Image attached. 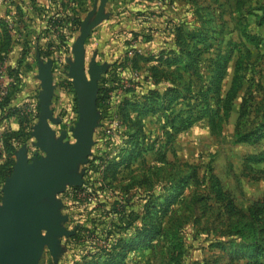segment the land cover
Listing matches in <instances>:
<instances>
[{
    "label": "rangeland",
    "instance_id": "rangeland-1",
    "mask_svg": "<svg viewBox=\"0 0 264 264\" xmlns=\"http://www.w3.org/2000/svg\"><path fill=\"white\" fill-rule=\"evenodd\" d=\"M165 1L166 5L171 4ZM237 1L241 5L240 12ZM202 5L207 8L182 10V24L175 26H181L183 37L195 33L202 43L194 49L195 40L181 47L173 39L166 48L176 57L193 53L198 63L197 72L181 70L179 67L184 62L160 66L163 82L157 90L159 95L166 89L177 93L158 99L150 108L146 101V108L129 109L124 117L119 116L121 127L112 136L104 134L107 124L104 121L102 129L93 135L92 173H86L87 163L80 165L78 172H83V184L65 186L64 191L55 195L60 215L65 218L62 227L72 235L86 228L89 232L81 234L86 238L94 233L95 226L101 233L97 238L103 240L105 249H109L112 242H105V236L114 234L110 233L114 229H109L114 222L111 207L124 204L135 211L137 219L130 230L116 233L118 238L131 244L125 259L118 264H252L254 260L247 256L256 242L264 256L263 217L258 215L253 219L250 215L255 204L264 208V162L248 160L264 154V139L248 143L235 138L237 131L245 135L264 126V26H257L253 16L247 14L264 5V0H204ZM245 33L256 37L258 44L249 43L244 38ZM168 35L174 33L168 32ZM164 38L159 34L157 43L161 44ZM158 47L156 44L154 55L161 50ZM181 48L183 51L179 53ZM232 49V61L226 69L219 96L199 94L198 90L210 79V61L218 52ZM237 50L243 56L249 53L242 62L243 88L224 105ZM171 54L168 57H172ZM153 65L156 64H139V76L150 71ZM27 81L21 101L24 106L33 108L37 97L33 95L31 81ZM122 95L111 99L117 112L125 99ZM71 99L75 101L74 95ZM201 106L213 111V126L207 118L186 126L189 118H198ZM181 121H186L184 128L176 131ZM129 137L139 140L137 146L125 144ZM20 141L25 142V138ZM2 147L0 142L1 152ZM13 156L7 158L3 152L0 166L13 160ZM211 173L218 179L224 197L232 200L240 214L228 216L222 203L215 200L208 180ZM2 185L0 177V205ZM72 188L81 189L73 193ZM126 199L128 203L124 202ZM148 230L154 234L151 240L146 238ZM70 237L60 239L61 250L56 260L45 249L39 264L103 263L101 254L94 257L98 249L88 239L72 241Z\"/></svg>",
    "mask_w": 264,
    "mask_h": 264
},
{
    "label": "crops",
    "instance_id": "crops-1",
    "mask_svg": "<svg viewBox=\"0 0 264 264\" xmlns=\"http://www.w3.org/2000/svg\"><path fill=\"white\" fill-rule=\"evenodd\" d=\"M169 1L170 5H166L165 0L106 1L105 18L91 31L84 44L86 69L91 62H95L98 67H105V71L100 73L98 87L103 78H106L108 70L117 67L121 74H128L131 69L139 71L138 67L133 68L130 62L135 55L140 57L154 55L156 44L160 49L169 47L174 35L169 36L168 32L173 33L174 27L182 24V12L187 8L195 10L200 7L207 8L206 5H202L204 0ZM99 4V0H0V37L3 30H6L10 36L9 49L5 54H0V142L6 133L19 130L18 116L24 115L26 117L24 131H29L30 134L16 151L25 146L28 159L38 154L42 155L34 146L35 141L31 136L32 128L38 121V95L41 91V81L38 78L40 67L50 65L51 68L53 95L50 110L53 119L58 123H49V127L55 133V137L63 134V141L72 143L67 140L66 131L67 119L74 120L77 114L76 102L74 101V104L71 99L74 95L75 100L72 80L68 76L69 62L73 58L72 46L79 36L76 33L80 31L82 23L93 19ZM54 18L57 21L61 20L60 27L50 23V20ZM75 20L79 22L76 23ZM58 32H61L64 37L65 41L62 44H60ZM159 34L165 36L161 44L157 43ZM135 36L137 40L131 41ZM167 36L169 37L166 38ZM141 63L142 61L138 59L137 65ZM58 66L70 80L71 90L56 84L55 76ZM147 75L148 71L143 75L140 74L136 93L144 94L150 88L159 90L160 83L152 85L149 80L145 81ZM27 80L31 81L33 95L37 97L33 108L24 106L21 101L26 91ZM108 81L104 86L112 89L108 93L107 100L111 107L115 103L111 99L117 94L121 96L123 91H117V84ZM15 111H18V115L7 116L9 112ZM103 123L99 114L98 127L94 130V136L102 129ZM93 144H95L94 138ZM13 161L15 162V155Z\"/></svg>",
    "mask_w": 264,
    "mask_h": 264
},
{
    "label": "water",
    "instance_id": "water-1",
    "mask_svg": "<svg viewBox=\"0 0 264 264\" xmlns=\"http://www.w3.org/2000/svg\"><path fill=\"white\" fill-rule=\"evenodd\" d=\"M106 1L99 0L95 16L82 23L72 46L68 76L72 80L77 111L72 129L73 143L64 142L63 134L55 137L49 127V123H58L50 110L51 68L50 65L39 68V113L31 136L42 155L28 159L25 146L14 154L11 174L1 189L0 264H39L44 249L56 260L61 250L60 239L73 234L61 225L65 218L60 215L55 195L64 191L65 186L83 184V172L79 173L78 167L87 163L94 130L98 127L97 83L105 67L91 62L86 69L84 44L91 31L105 18Z\"/></svg>",
    "mask_w": 264,
    "mask_h": 264
},
{
    "label": "trees",
    "instance_id": "trees-1",
    "mask_svg": "<svg viewBox=\"0 0 264 264\" xmlns=\"http://www.w3.org/2000/svg\"><path fill=\"white\" fill-rule=\"evenodd\" d=\"M237 10L240 12L241 11V5L240 2L237 1ZM247 14L250 16H253L255 23L257 26H264V5H260L257 8H255L252 11H247ZM61 21V20H59ZM57 21L56 18L51 19L50 23L53 24V26L60 27V22ZM76 23H78V20H75ZM244 30V29H243ZM182 29L181 26L179 27H174L173 33H174V40L175 44L181 47L190 45L189 41H194L195 43L192 45L194 49H196L197 45L202 43L201 39H196L197 34H193L190 37H183L182 34ZM58 38L60 40V44L63 43L64 37L61 34V32H58ZM137 36L133 37L131 41L137 40ZM244 38L249 42L255 44V46L258 44L256 40H258L256 37H251V35L244 34ZM144 40V37H143ZM259 41V40H258ZM9 44H10V36L6 30H3L1 37H0V54H5L7 50L9 49ZM183 51V48L179 50V53ZM233 49L231 51H226V52H218L217 55L215 56V59L210 61V79L206 80V84L203 85L202 88L198 90L199 94H213L219 96V90L220 86L224 80L225 74H226V69L228 68L229 63L232 61L233 57ZM196 52H199L196 50ZM237 57L236 60L234 61V68H233V73H232V78L230 81V85L228 89L226 90L224 94V100L223 104L228 105L238 94V92L243 88V81H244V75L243 71L245 70L243 67V60L249 57V53L246 52L244 56L240 52V50H237ZM171 54L168 49H161L156 55H152L149 57H140L135 55V58L133 60H130L132 63L133 68H137V62L138 59H140L144 63H151L154 62L156 65H153L150 68V71H148V75L145 77V81H150L152 85H156L158 83H162V77L160 75V70L159 67L163 66V64H167L168 67L171 65H178L181 62H184L182 64L181 70L184 72L187 71H193L194 73L197 72V67L196 60L193 59L192 55L194 56L193 53H186L184 57L179 55L178 57L172 55V57H168ZM1 59V57H0ZM122 72L115 67L114 69H110L106 73V78H103L101 81V84L98 87V93H97V99H96V107L97 111L99 112L101 116L102 122L107 121L106 119L110 118V111L111 108L108 105V93L111 88L105 87L104 85L109 82L110 80L112 83H116L118 87L119 82H120V76ZM162 73V71H161ZM116 86V87H117ZM138 86V83H135L133 87L125 89L123 92L125 93V99H123L122 103H120V107L118 109V114L119 116L124 117V113L127 112L129 109H133L137 111V108L139 107H145V102H149L147 105L148 108H150L151 103H154L158 99L165 98L168 96H171L172 94H176L177 91L173 89H166L165 93L163 95H159L158 91L150 88L148 89L144 94H138L136 93L135 89ZM204 88V91H203ZM191 89V88H190ZM129 96V98H128ZM173 96V95H172ZM7 102L6 100H4ZM37 110H39V107L37 106ZM141 112V111H140ZM213 113L212 110L208 109L207 106H201L200 110L198 111V118L197 119H190L188 120V125H190L192 122L197 121V120H202L204 118H207V121L210 126H213L214 123V117L211 115ZM18 115V111L15 112H9L7 116L10 115ZM123 114V115H122ZM19 117V130L14 133H6L4 135V138L2 139V145H3V152L4 154H7V158H12V155L16 151L17 148H19L24 142H21L20 139L27 138L30 134V132H25L26 130L24 123L26 117L24 115L18 116ZM122 121V120H121ZM186 121H181L179 123V127H177L175 130L178 131L182 128H184V124ZM122 123V122H121ZM235 138L237 141H242V142H248V143H255L258 142L261 139H264V126L260 129L251 131L249 133H246L245 135H240V133L237 131L235 134ZM15 140V143H12V141ZM139 140L134 139L133 137H129L128 140H126L125 144H132L133 146H137ZM3 152L0 151V159L3 157ZM252 163H261L264 162V154L251 157L248 159ZM94 162V159L91 157V155L88 158L87 165L85 167V171L91 172L92 173V164ZM7 164H8V169H7ZM14 161L12 159H9L6 164L0 166V177L4 180L10 173H11V167L13 166ZM210 187L213 188V194L214 198L217 202L222 203V207L225 210V212L230 215H238L240 214V211L234 206L232 200L229 197H224L225 194L223 193L222 189L220 188L219 181L218 179L211 173L208 177ZM81 188H72L73 193H78ZM125 203H128V200L124 201ZM124 205V204H123ZM120 205L119 207H111V214L114 217V222L110 224V230L116 231H111L110 233L114 234H108V236H105V242H111L109 243L110 247L109 249L104 248L103 240L100 238H97V234H101L100 231H96V228L94 226V233H89L86 238L81 237V234L83 232H89L88 229L86 228H81L79 229L74 235H72L69 240L72 241H77V240H89L91 244L98 249L96 252L97 257L98 254H101L103 256L104 264H118L121 262V260L125 259V254L129 251L131 248V244H129L125 239L121 237H117L116 234L120 232V230H130V228L135 224V220L137 217L134 216V210L130 209L129 206L127 205ZM255 210H250V215L251 218L255 219L256 216L262 215V221H264V208L261 205L255 204L254 205ZM80 232V233H79ZM128 232V231H127ZM153 231L148 230L146 234L147 240H151L153 238ZM132 240L130 241V243ZM254 245L252 246V251L250 254L248 253V258L250 260H254L252 264H264V256H262V251L263 249L259 247L256 243H253ZM100 250V251H99ZM102 263V264H103ZM94 264H100V263H94Z\"/></svg>",
    "mask_w": 264,
    "mask_h": 264
},
{
    "label": "built area",
    "instance_id": "built-area-1",
    "mask_svg": "<svg viewBox=\"0 0 264 264\" xmlns=\"http://www.w3.org/2000/svg\"><path fill=\"white\" fill-rule=\"evenodd\" d=\"M56 84L64 89H70L71 90V85H70V80L67 78L66 74L64 72H61V68L58 66L57 67V74H56ZM139 78V72L136 69H131L128 74H122L120 76V82H119V90L124 91L127 88L133 87L135 83H137ZM111 111H110V118L107 120V124L104 128V134L107 136H112L116 131H119L121 127V120L119 119V114L117 112V108L115 106H111ZM77 120V114L74 120L67 119V124H66V131H67V140H72V128ZM40 156V154H38Z\"/></svg>",
    "mask_w": 264,
    "mask_h": 264
}]
</instances>
